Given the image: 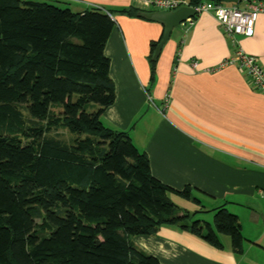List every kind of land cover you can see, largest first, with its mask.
Wrapping results in <instances>:
<instances>
[{
    "label": "trees",
    "instance_id": "trees-1",
    "mask_svg": "<svg viewBox=\"0 0 264 264\" xmlns=\"http://www.w3.org/2000/svg\"><path fill=\"white\" fill-rule=\"evenodd\" d=\"M144 12L0 0V264H160L134 238L162 227L216 249L227 236L243 252L226 205L212 210L213 223L197 218L204 208L180 209L171 195L201 204L200 192L162 183L129 133L104 124L116 101L105 54L113 16L146 20ZM162 39L150 44L148 95Z\"/></svg>",
    "mask_w": 264,
    "mask_h": 264
},
{
    "label": "crops",
    "instance_id": "crops-1",
    "mask_svg": "<svg viewBox=\"0 0 264 264\" xmlns=\"http://www.w3.org/2000/svg\"><path fill=\"white\" fill-rule=\"evenodd\" d=\"M71 1L77 13L89 7L155 10L141 0ZM113 18L105 54L116 101L104 124L129 133L162 183L200 192L201 204L171 195L176 206L195 213L226 205L245 240L239 254L227 236L221 237L224 248L216 249L188 232L162 227L156 235L135 237L134 244L160 264H264V94L234 65L222 66L235 48L213 15L201 14L173 30L148 95L150 44L160 39L163 26L118 13ZM238 42L264 69V14L254 34Z\"/></svg>",
    "mask_w": 264,
    "mask_h": 264
},
{
    "label": "built area",
    "instance_id": "built-area-1",
    "mask_svg": "<svg viewBox=\"0 0 264 264\" xmlns=\"http://www.w3.org/2000/svg\"><path fill=\"white\" fill-rule=\"evenodd\" d=\"M147 8L159 12H171L181 7H192L197 15L211 14L224 29L226 36L235 48L234 55L222 66L234 65L246 74L251 84L264 94V69L259 59L250 56L239 46L238 37H251L261 14H264V0H239L236 4L217 3L204 0L197 6L189 5L185 0H141ZM189 20L186 23H192Z\"/></svg>",
    "mask_w": 264,
    "mask_h": 264
},
{
    "label": "water",
    "instance_id": "water-1",
    "mask_svg": "<svg viewBox=\"0 0 264 264\" xmlns=\"http://www.w3.org/2000/svg\"><path fill=\"white\" fill-rule=\"evenodd\" d=\"M217 3L236 4L239 0H207ZM197 16L196 11L192 7H181L171 12L146 11L142 14L147 21L156 22L163 26V39L158 45L153 59H157L164 47L169 41L175 28L185 24L189 20H193Z\"/></svg>",
    "mask_w": 264,
    "mask_h": 264
},
{
    "label": "rangeland",
    "instance_id": "rangeland-1",
    "mask_svg": "<svg viewBox=\"0 0 264 264\" xmlns=\"http://www.w3.org/2000/svg\"><path fill=\"white\" fill-rule=\"evenodd\" d=\"M22 2H26V1H32V2H48L47 4L62 8V9H72V10H76L73 6H75V1H71V0H48V1H44V0H21ZM156 11V10H153ZM61 137L64 138L65 140H69L70 139V135L66 132V131H60L59 132ZM73 136V135H71ZM198 219L200 220H205L206 222L209 223H213V219H214V213L209 212V213H201L197 216Z\"/></svg>",
    "mask_w": 264,
    "mask_h": 264
},
{
    "label": "clouds",
    "instance_id": "clouds-1",
    "mask_svg": "<svg viewBox=\"0 0 264 264\" xmlns=\"http://www.w3.org/2000/svg\"><path fill=\"white\" fill-rule=\"evenodd\" d=\"M204 1V0H203ZM198 16V15H197Z\"/></svg>",
    "mask_w": 264,
    "mask_h": 264
}]
</instances>
